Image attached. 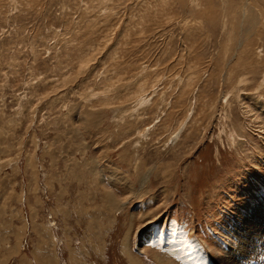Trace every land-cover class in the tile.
Listing matches in <instances>:
<instances>
[{
  "label": "rangeland",
  "instance_id": "obj_1",
  "mask_svg": "<svg viewBox=\"0 0 264 264\" xmlns=\"http://www.w3.org/2000/svg\"><path fill=\"white\" fill-rule=\"evenodd\" d=\"M0 264H264V0H0Z\"/></svg>",
  "mask_w": 264,
  "mask_h": 264
}]
</instances>
